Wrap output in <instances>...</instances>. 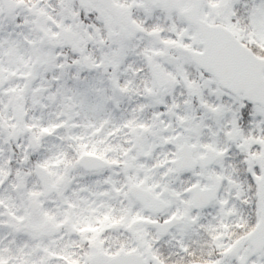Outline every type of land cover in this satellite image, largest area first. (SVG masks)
Returning <instances> with one entry per match:
<instances>
[{
	"label": "snow or ice",
	"instance_id": "obj_1",
	"mask_svg": "<svg viewBox=\"0 0 264 264\" xmlns=\"http://www.w3.org/2000/svg\"><path fill=\"white\" fill-rule=\"evenodd\" d=\"M0 264H264V0H0Z\"/></svg>",
	"mask_w": 264,
	"mask_h": 264
}]
</instances>
